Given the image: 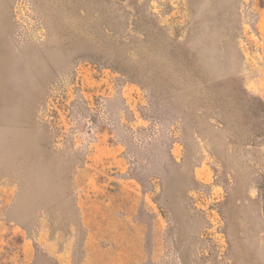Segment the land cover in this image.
<instances>
[{"label": "rangeland", "instance_id": "1", "mask_svg": "<svg viewBox=\"0 0 264 264\" xmlns=\"http://www.w3.org/2000/svg\"><path fill=\"white\" fill-rule=\"evenodd\" d=\"M0 264H264V0H0Z\"/></svg>", "mask_w": 264, "mask_h": 264}]
</instances>
